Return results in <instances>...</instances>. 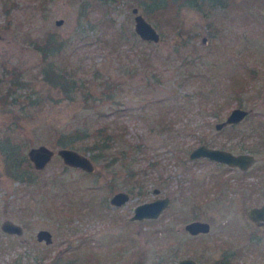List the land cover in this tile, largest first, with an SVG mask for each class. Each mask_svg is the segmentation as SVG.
Listing matches in <instances>:
<instances>
[{"label": "rangeland", "instance_id": "obj_1", "mask_svg": "<svg viewBox=\"0 0 264 264\" xmlns=\"http://www.w3.org/2000/svg\"><path fill=\"white\" fill-rule=\"evenodd\" d=\"M135 5L160 31L159 41L118 42L120 29L134 30ZM151 8L150 2L144 8L136 0H0V138L12 134L27 153L39 143L59 147L49 141V129L70 127L85 117L93 123L119 120L126 125L127 153L137 162L117 163L115 173L94 162L96 169L89 173L56 155L43 169L32 166L42 189L24 188L25 209L18 210L13 200H20L19 183L6 173L0 151V221L24 218L28 238L23 245L0 229V264H38L41 254L42 264H53L58 250L94 252L87 264H174L186 256L201 259V242L213 245L214 235L246 249L231 264H245L241 257L246 264H264L258 255L264 253V230L259 244L246 239L248 229L258 231L246 209L264 198V0H224L208 14L185 7L178 14L170 11V18ZM57 18L63 21L58 24ZM49 34L66 41L57 58L79 69L84 87L96 85L95 70L111 74L122 83L120 98L88 109L81 95L65 97L49 86L39 71L42 52L34 44L44 43ZM140 46L151 58L136 65L132 60ZM187 56L193 59L185 62ZM9 85L15 88V103L6 97ZM238 105L250 109L249 115L236 128L217 129L216 121ZM159 116L171 131L155 129ZM237 137L244 138L243 145H234ZM201 142L253 152V171L241 176L238 168L190 158V149ZM129 168L146 172L126 179ZM223 177L231 183L229 190ZM132 181L139 185L131 190ZM118 190L128 191L130 198L113 205L109 199ZM163 195L171 200L160 216L130 219L138 203ZM194 218L208 220L210 231L189 233L184 224ZM41 227L52 232L51 244L37 242ZM220 249L207 254V264Z\"/></svg>", "mask_w": 264, "mask_h": 264}, {"label": "trees", "instance_id": "obj_2", "mask_svg": "<svg viewBox=\"0 0 264 264\" xmlns=\"http://www.w3.org/2000/svg\"><path fill=\"white\" fill-rule=\"evenodd\" d=\"M114 0H102V3H107ZM139 5L145 8L147 2H150L151 10L159 12L162 16H167L170 18V11H174L176 14L180 12L182 8H195L201 10L202 12L208 14V11L221 6L224 0H136ZM86 14V11H85ZM179 25V24H177ZM81 30V29H79ZM83 31V30H82ZM182 28L178 30L181 33ZM191 35V34H190ZM189 35V37H190ZM118 42L124 43L123 41H131L132 44L151 42L149 40H144L138 37L134 30L124 31L120 29L118 34ZM189 40V39H187ZM185 41V39L183 40ZM136 42V43H135ZM119 43V45H120ZM36 48L42 52V66L40 67V73L43 75L44 81L51 87L56 88L65 97L73 98L77 95L82 96L85 108H92V106L97 103H103L108 100H114L120 98L118 95L122 90V83L116 80L111 74H104L103 76L98 75L99 73L95 70V77L99 78L96 81V85L88 84L84 87L83 75L79 73V69L73 65L69 64V60L57 58V55L61 50H63L66 45V41L58 40V37H54L49 34L44 43H34ZM145 48L138 47L135 54L137 55V60L133 59L132 63L138 64L141 61L150 60L151 54L149 51H145ZM188 57V56H187ZM186 57L185 62H190L193 58ZM119 59V57H118ZM120 60V59H119ZM125 63H119L120 67ZM125 67L129 69H135V64ZM12 83V82H10ZM97 87V88H96ZM6 97L11 96L9 102L15 103L17 100V95L15 94V88H11L9 85L6 90ZM162 116H159L156 121L155 129L159 132L171 131L172 126L167 123L163 124ZM88 117L83 118L70 127H60L55 130H48L49 141L58 146H70V147H81L84 151L89 150L90 156L94 162H97L105 167L116 172L117 163L124 164L127 167L129 165L135 166V157L131 158L129 153H127V139L125 137L126 125L119 120L113 121H98L91 122ZM159 125V126H158ZM171 126V127H170ZM256 128H254L255 130ZM0 151L3 156L5 171L14 180L18 181L19 191L25 190L27 188L29 192H37L42 189L41 181L38 178V173L32 167L30 160L28 159L26 153L21 147V144L15 140L12 134L4 133L0 138ZM130 157L125 159L126 157ZM126 160V161H125ZM152 166L153 162L150 163ZM118 170V169H117ZM137 170V169H136ZM129 168L126 171L125 178L132 179L131 177L146 172L145 169L141 172ZM136 181H132L131 190L133 187L137 186ZM109 186L112 188L114 186L113 181L109 182ZM47 191V189L43 190ZM23 192V191H22ZM21 192V194H22ZM44 200V199H43ZM42 201V198L39 199ZM51 205V204H49ZM93 206V205H91ZM49 207V206H48ZM48 211H51L48 208ZM94 252L89 251L84 253H69L64 254V252L58 251L53 259V264H87V258ZM96 258V256H95ZM92 260V259H91Z\"/></svg>", "mask_w": 264, "mask_h": 264}, {"label": "water", "instance_id": "obj_3", "mask_svg": "<svg viewBox=\"0 0 264 264\" xmlns=\"http://www.w3.org/2000/svg\"><path fill=\"white\" fill-rule=\"evenodd\" d=\"M132 11L135 12L134 31L136 34L144 40H150L154 42L159 41L161 37L160 31L146 18L143 13L139 12L137 5L132 7ZM62 21L63 18L56 19V23L58 24ZM205 39L206 37L204 36L203 41H205ZM248 112L249 109L247 108L235 106L231 109L226 120L217 123V126H221L226 122L238 121ZM26 155L36 170L46 167L56 155H59L65 164L73 167H79L86 172L92 173L96 169L95 163L89 154L83 153L80 150L70 146H59L57 148H53L45 143H39L38 145L30 146ZM202 155H207L210 158L226 161L235 165L237 164L241 168H246L254 160V157L249 153L233 154L230 151L211 148L204 144H198L190 151L191 157H199ZM154 191H159V188L155 187ZM129 198L130 194L128 191L118 190L110 196L109 200L113 205H122ZM170 200V196L163 195L149 201L138 203L134 207V212L130 216V219L155 218L163 211L165 207H167V205L170 203ZM247 214L251 219L257 223H260L261 220H264V202L260 206L251 207ZM1 226L6 231H15L18 233L22 232L20 225L14 223L10 219L3 220ZM209 226V222L202 219H192L184 224V228L191 234H196L200 231H208ZM37 237L40 240L44 239L46 242H50L52 240V233L47 228H41L37 232ZM174 264L197 263L192 258L185 257L180 258Z\"/></svg>", "mask_w": 264, "mask_h": 264}, {"label": "flooded vegetation", "instance_id": "obj_4", "mask_svg": "<svg viewBox=\"0 0 264 264\" xmlns=\"http://www.w3.org/2000/svg\"><path fill=\"white\" fill-rule=\"evenodd\" d=\"M238 106H240V107H244V106H241V105H238ZM244 108H246V107H244ZM231 111V110H230ZM230 111H229V113H230ZM250 109H249V112L243 117V118H241L240 120H238V121H231V122H226V123H223L221 126H217V123H219V122H222V121H224V120H226V118H227V116H228V114L229 113H227L226 114V116H225V118L224 119H221V120H218V121H216V123H215V126H216V128L217 129H221V128H223V127H228V128H236L237 127V123L239 122V121H241L242 119H244L247 115H249V113H250ZM243 140H244V138H242V137H237V140L234 142V145L235 146H238V144L240 143V146L241 145H243ZM239 141H241V142H239ZM199 144H204V145H206V146H208V147H211V148H218V149H222V150H226V151H230V152H232L233 154H239V153H249V154H251L253 157H254V160L246 167V168H241L239 165H235V164H232V163H228V162H226V161H222V160H218V159H214V158H210L209 156H207V155H202V156H199V157H191L190 156V151H191V149H190V151H189V157L190 158H192V159H197V158H203V157H206V158H208V159H211V160H215V161H217L218 163H220V164H223V165H228V167H230V168H238V170H239V172L242 174L241 176H248L249 175V173L251 172V171H253V169H251V167H252V165H254V163L256 162V160H257V157H256V155L253 153V152H249V151H238V152H235V151H233L232 149H230V148H226V147H223V146H217V145H212V144H210V143H207V142H201V143H199ZM257 171V170H256ZM258 172V171H257ZM248 173V174H247ZM225 175H227V174H225ZM223 180H224V189L225 190H229L230 188H231V183L229 182V180L228 179H226L225 177H223ZM240 181H241V177H240ZM245 184L246 185H248V182H246L245 181ZM234 189L236 190V188L234 187ZM19 189L17 188L16 189V191H15V194H16V196H17V198H20V200L18 201L17 199L16 200H13V205L14 206H17V208H18V210H21V209H25V207H24V202H23V199H21V197L23 196V194H26L27 192H22V194H19ZM216 197H217V199H220L221 197H223L222 196V194H217L216 195ZM215 197V198H216ZM171 199V198H170ZM15 201V202H14ZM264 202V198H263V200L261 201V203H259V204H254V205H251V206H249L247 209H246V216L253 222V224H254V226H255V228L258 230V231H254L253 229L252 230H250V229H248V234H246V239L247 240H250V241H254L255 239H256V241H257V243L259 244V242H260V240L261 239H263V233L262 232H260L261 230H264V220H261L260 221V223H257L256 221H254L253 219H251L249 216H248V214H247V212H248V210L251 208V207H253V206H260V205H262V203ZM166 208V207H165ZM164 208V209H165ZM164 209H163V211H164ZM163 211L158 215V216H160L162 213H163ZM29 213V212H28ZM157 216V217H158ZM5 219H10V220H12L14 223H16V224H18V225H20V227H21V229H22V232L21 233H18V232H15V231H6V230H4L3 228H2V226H1V224H2V222H3V220H5ZM24 219V218H23ZM23 219H19V220H15V219H13V218H11V217H9V216H5L4 218H2V220L0 221V229L2 230V232L5 234V236H9V237H11L12 238V240H14L15 241V239L16 238H18V241L21 243V244H23V245H26L28 242H27V240H28V238H27V236H26V234H25V229H26V227H27V222L25 221V220H23ZM194 219H199V218H194ZM192 220V219H191ZM202 220H204V219H202ZM208 221V220H207ZM209 222V221H208ZM209 230L208 231H200V232H198V233H196V234H192V235H199V234H207L209 231H210V229H211V224H210V222H209ZM244 227V226H243ZM41 228H45V227H41ZM41 228H38L37 230H36V233H35V237H36V239H37V242H41V241H44V243L45 244H51V242L53 241V238H52V240L50 241V242H46L44 239H39L38 237H37V232H38V230L39 229H41ZM52 233V232H51ZM190 233V232H189ZM214 239V243H213V245H211L210 243H208L209 241H203V242H201V245H202V250H201V252H202V258L201 259H199V260H197V259H195V258H193L192 256H186V257H189V258H192L197 264H205L206 262H208V260H209V258L207 257L208 255V253L210 252V251H212V250H214V249H216V248H218V249H220V247L222 248V249H220V254H219V256H216V257H214L211 261V263H208V264H231L235 259V257L238 255V253H239V255H245L246 254V249H242V248H239V247H237L238 245L234 242V241H232V238H230V239H225V240H223V239H221L220 237H218V236H216V235H214V237H213ZM14 241H11L10 242V244L11 245H13L14 244ZM234 242V243H233ZM2 249V245H0V250ZM58 251H61V250H58ZM57 251V252H58ZM41 252H43L44 253V251H41ZM56 252V253H57ZM40 254V253H39ZM28 255H29V253H28ZM259 257L260 258H262V260H264V253H263V250H261V252H259ZM20 256H22V255H20ZM35 256H37V255H35ZM41 257H44V254H41L40 255V257H39V262H38V264H42V261H41ZM183 258H185V257H183ZM19 260V258H16V261H17V263H20V261H18ZM179 260V259H178ZM240 260H241V262H245V264L248 262L247 260H245L244 261V259L241 257L240 258ZM26 264V263H25ZM207 264V263H206Z\"/></svg>", "mask_w": 264, "mask_h": 264}]
</instances>
